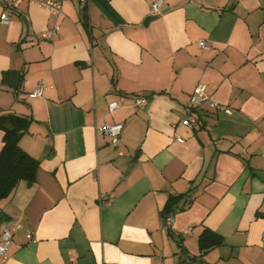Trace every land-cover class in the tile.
<instances>
[{
	"label": "crops",
	"instance_id": "crops-1",
	"mask_svg": "<svg viewBox=\"0 0 264 264\" xmlns=\"http://www.w3.org/2000/svg\"><path fill=\"white\" fill-rule=\"evenodd\" d=\"M155 1H23L0 23V115L31 120L40 162L0 201V234L21 226L0 264H264V0H161L144 26ZM198 83L222 109L191 106ZM204 229L222 242L202 253Z\"/></svg>",
	"mask_w": 264,
	"mask_h": 264
},
{
	"label": "built area",
	"instance_id": "built-area-1",
	"mask_svg": "<svg viewBox=\"0 0 264 264\" xmlns=\"http://www.w3.org/2000/svg\"><path fill=\"white\" fill-rule=\"evenodd\" d=\"M23 1H28L30 5L36 6L48 12L49 14L58 16L62 13V5L65 0H0V5L3 10L0 15V23L4 25H8L12 15L14 14L17 6ZM82 5H87L89 0H74ZM161 0H157L151 4L150 14L157 15L161 13ZM58 27H53L52 29L46 30L41 34V37L44 40H51L58 35ZM198 45L202 49H208V45L206 41L200 40L198 41ZM45 90V86L43 83H39L37 87L31 92L32 97H40ZM126 96H120L118 101H112L108 103V111L113 112L115 109L119 108L120 105L125 102ZM146 102V98L144 97H134L133 105L136 107L142 106ZM189 102L191 106L196 109L201 107V105L206 104L210 110H219L223 107L215 103L211 97L209 96L206 86L203 83H198L190 95ZM197 124V117L192 112L188 114L182 121L181 125L193 127ZM96 131L100 133L102 136L107 138H117L121 131L122 125L120 124H109L106 121H101L95 127ZM177 141L182 142V139H178ZM174 217L172 215H166L163 218V226L165 228L170 229L172 226ZM21 228L20 225H9L2 229L0 234V256L3 258V261L7 260V249L11 244L13 234ZM27 239L33 241L32 232L27 233ZM160 264V261L157 262Z\"/></svg>",
	"mask_w": 264,
	"mask_h": 264
},
{
	"label": "trees",
	"instance_id": "trees-1",
	"mask_svg": "<svg viewBox=\"0 0 264 264\" xmlns=\"http://www.w3.org/2000/svg\"><path fill=\"white\" fill-rule=\"evenodd\" d=\"M30 122L29 118L13 113L0 115V130L3 132V145L0 150V201L8 198L20 181H25L28 185H33L36 181L40 162L29 156L19 146L20 139L28 132ZM180 197L178 195L171 198L168 206L163 210V218L168 215L170 207ZM221 242L220 236L204 229L198 241L200 252L204 253Z\"/></svg>",
	"mask_w": 264,
	"mask_h": 264
},
{
	"label": "water",
	"instance_id": "water-1",
	"mask_svg": "<svg viewBox=\"0 0 264 264\" xmlns=\"http://www.w3.org/2000/svg\"><path fill=\"white\" fill-rule=\"evenodd\" d=\"M161 16V13L160 14H157V15H152V16H149V17H146L143 21V25L144 26H147L151 21L159 18Z\"/></svg>",
	"mask_w": 264,
	"mask_h": 264
}]
</instances>
